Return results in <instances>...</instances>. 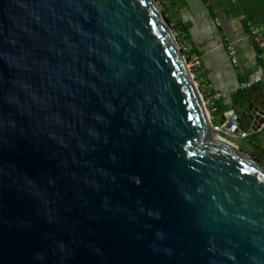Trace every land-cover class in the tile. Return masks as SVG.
Returning a JSON list of instances; mask_svg holds the SVG:
<instances>
[{"label": "water", "instance_id": "water-1", "mask_svg": "<svg viewBox=\"0 0 264 264\" xmlns=\"http://www.w3.org/2000/svg\"><path fill=\"white\" fill-rule=\"evenodd\" d=\"M263 155L155 0H0V264H264Z\"/></svg>", "mask_w": 264, "mask_h": 264}, {"label": "crops", "instance_id": "crops-1", "mask_svg": "<svg viewBox=\"0 0 264 264\" xmlns=\"http://www.w3.org/2000/svg\"><path fill=\"white\" fill-rule=\"evenodd\" d=\"M185 32L183 45L198 56L195 75L204 99L218 93V116L245 99L249 90L239 84L264 70V50L256 44L251 28L264 38V0H183L172 19ZM264 92V86H260ZM257 137L249 138L256 142ZM261 148V145H256ZM252 155L250 148H240ZM252 152V153H251ZM264 157V155H263Z\"/></svg>", "mask_w": 264, "mask_h": 264}, {"label": "built area", "instance_id": "built-area-1", "mask_svg": "<svg viewBox=\"0 0 264 264\" xmlns=\"http://www.w3.org/2000/svg\"><path fill=\"white\" fill-rule=\"evenodd\" d=\"M251 34H252L256 44L258 45V47L261 50H264V38H262L260 36V30L252 27L251 28ZM180 50H181V52H184V53H191L192 48H191V46L186 45L182 49L180 48ZM188 62H189V65H187V66L192 67V69L199 67V59L195 53L190 54ZM260 86H264V70L260 74L255 75L254 77L249 78V80L241 82L239 84V88L241 90H250L254 87H260ZM221 98H223V96H221L218 93H215V94L210 95L206 99H204V104H205L207 113L210 114L212 111H214V108H213L214 103ZM242 136H245V134H242Z\"/></svg>", "mask_w": 264, "mask_h": 264}, {"label": "trees", "instance_id": "trees-1", "mask_svg": "<svg viewBox=\"0 0 264 264\" xmlns=\"http://www.w3.org/2000/svg\"><path fill=\"white\" fill-rule=\"evenodd\" d=\"M155 1L159 5V7H161V13H162L163 17L165 18L166 22L168 23L170 29L172 30L173 34L175 35L177 43L180 46V44H182L184 41V39H182V38L184 37L185 32L181 29V27L178 24L173 23L172 19L174 17L176 10L178 9L179 3H183V0H155ZM179 35H182V38H180ZM184 46H186V44ZM191 53H194L193 50H191ZM191 53L182 52V54L185 57L187 62L189 60ZM194 70L195 69H192L191 72L194 75V80L197 83L199 90H201L200 84L198 83L197 76L195 75L196 73ZM213 108H214V111H212L210 113V115H211L210 120H211L212 124L214 125V123L212 121L213 120L212 116L217 113V107H216L215 103H214Z\"/></svg>", "mask_w": 264, "mask_h": 264}, {"label": "rangeland", "instance_id": "rangeland-1", "mask_svg": "<svg viewBox=\"0 0 264 264\" xmlns=\"http://www.w3.org/2000/svg\"><path fill=\"white\" fill-rule=\"evenodd\" d=\"M156 2V1H155ZM158 5V4H157ZM158 7H159V5H158ZM159 9H160V11H161V7H159ZM168 24V23H167ZM169 26V25H168ZM170 28V27H169ZM171 30V29H170ZM172 31V30H171ZM173 33V32H172ZM174 35V34H173ZM175 36V35H174ZM178 44V43H177ZM178 46H179V44H178ZM184 47V45L183 44H180V46H179V48H183ZM187 63V65H189V62H186ZM189 69H190V71L192 70V67H190L189 66ZM192 73V72H191ZM199 92L201 93V91L199 90ZM201 95H202V93H201ZM203 97V96H202ZM203 101H204V98H203ZM208 115H209V117L211 116L209 113H208Z\"/></svg>", "mask_w": 264, "mask_h": 264}, {"label": "flooded vegetation", "instance_id": "flooded-vegetation-1", "mask_svg": "<svg viewBox=\"0 0 264 264\" xmlns=\"http://www.w3.org/2000/svg\"><path fill=\"white\" fill-rule=\"evenodd\" d=\"M255 88V87H254ZM253 89V88H252Z\"/></svg>", "mask_w": 264, "mask_h": 264}]
</instances>
